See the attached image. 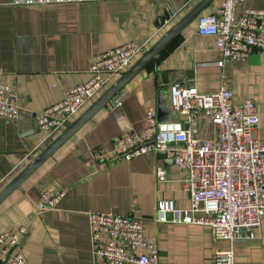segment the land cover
Returning <instances> with one entry per match:
<instances>
[{
  "label": "crops",
  "instance_id": "crops-1",
  "mask_svg": "<svg viewBox=\"0 0 264 264\" xmlns=\"http://www.w3.org/2000/svg\"><path fill=\"white\" fill-rule=\"evenodd\" d=\"M199 1L0 0V80L15 88L21 109L14 120L0 118V190L67 127L47 136L37 128L36 118L60 101L64 91L88 78L93 54L130 40L143 43L145 52ZM220 3L213 0L199 14L216 12ZM242 7L264 9V0H246L236 11ZM198 15L120 89V106L113 105L112 96L0 203V232L28 228L21 242L25 264H95L89 212L139 218L144 235L156 237L164 262L212 264L215 252L230 247L227 239H214L207 225L155 220L161 199L173 201L178 209L189 205L183 189L188 171L164 151L128 161L112 158L115 140L141 132L146 112L157 113L159 91H165L167 101L168 86L175 82L191 83L200 93H213L224 82L234 102L253 99L259 113L255 137L264 143V107L259 102L264 100V50L218 66L221 40L197 33ZM196 131L201 138L213 136L203 111L196 114ZM96 148L106 156L95 157ZM157 167L165 169L163 181L156 178ZM47 187L62 189L64 195L53 209L38 211L37 201ZM258 234L259 239L231 245L235 264H264V213Z\"/></svg>",
  "mask_w": 264,
  "mask_h": 264
},
{
  "label": "built area",
  "instance_id": "built-area-1",
  "mask_svg": "<svg viewBox=\"0 0 264 264\" xmlns=\"http://www.w3.org/2000/svg\"><path fill=\"white\" fill-rule=\"evenodd\" d=\"M191 1V0H187ZM246 0H221L216 12L197 17L199 35L221 40L223 67L228 61H245L254 49L264 50V9L242 7ZM144 52V44L127 41L101 53L93 54L88 64V78L63 93L60 101L43 109L36 126L47 136L64 129L88 101L93 100L111 81L121 75L133 59ZM2 70L0 68V75ZM120 90L113 96L114 106L122 104ZM169 118L157 120L147 111L141 132H129L115 140L113 159L130 160L153 151H164L172 162L188 171L183 189L189 205L178 209L173 201L157 203V222H182L207 225L214 239H227L230 247L217 251L212 264H235L232 244L259 239L264 213V143L255 137L259 113L253 99L234 102L228 84L222 82L213 93H200L186 82L168 86ZM209 118L213 136L201 138L196 131V114ZM21 112L15 88L0 80V118L16 119ZM175 113L182 119H172ZM93 155L104 158L101 149ZM111 158V157H110ZM165 169L156 168L158 181L165 179ZM64 195L62 189L45 188L37 201L38 211L56 207ZM90 237L94 244L95 264H184L160 259L158 242L145 236L139 218L114 211L88 213ZM28 234L26 225L0 232V264H25L21 242Z\"/></svg>",
  "mask_w": 264,
  "mask_h": 264
},
{
  "label": "water",
  "instance_id": "water-1",
  "mask_svg": "<svg viewBox=\"0 0 264 264\" xmlns=\"http://www.w3.org/2000/svg\"><path fill=\"white\" fill-rule=\"evenodd\" d=\"M213 0H200L181 19H179L155 44L145 51L138 60L122 73L104 92L96 98L74 121L67 126L52 142H50L30 163H28L17 175H15L1 190L0 203L43 162L61 144H63L75 131H77L96 111L106 106L114 96L146 63L167 45L188 23H190ZM165 91L160 90L157 99V120L166 122L169 118V109Z\"/></svg>",
  "mask_w": 264,
  "mask_h": 264
},
{
  "label": "rangeland",
  "instance_id": "rangeland-1",
  "mask_svg": "<svg viewBox=\"0 0 264 264\" xmlns=\"http://www.w3.org/2000/svg\"><path fill=\"white\" fill-rule=\"evenodd\" d=\"M259 102H261V103H262V104H261L262 107H264V100H261V99H260ZM74 118H75V117H74Z\"/></svg>",
  "mask_w": 264,
  "mask_h": 264
}]
</instances>
